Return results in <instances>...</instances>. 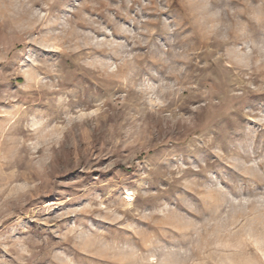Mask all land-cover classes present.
Returning <instances> with one entry per match:
<instances>
[{"label":"rangeland","instance_id":"rangeland-1","mask_svg":"<svg viewBox=\"0 0 264 264\" xmlns=\"http://www.w3.org/2000/svg\"><path fill=\"white\" fill-rule=\"evenodd\" d=\"M0 264H264V0H0Z\"/></svg>","mask_w":264,"mask_h":264}]
</instances>
